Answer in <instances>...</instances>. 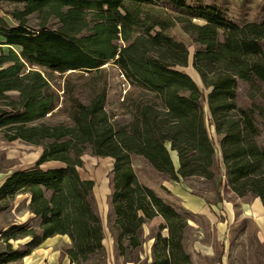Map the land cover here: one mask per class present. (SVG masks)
<instances>
[{
    "label": "trees",
    "instance_id": "16d2710c",
    "mask_svg": "<svg viewBox=\"0 0 264 264\" xmlns=\"http://www.w3.org/2000/svg\"><path fill=\"white\" fill-rule=\"evenodd\" d=\"M9 1L23 9L8 13L15 25L0 15V36L10 46L7 54L0 49V137L43 150L34 166L13 171L0 186V209L30 193L40 220L38 229L23 223L0 232V264L24 259L58 234L71 240L64 250L70 264H107L96 181L78 170L86 153L114 159L109 228L127 261L145 242L144 224L161 218L152 260L144 264H192L189 217L140 179L135 157L168 193L165 181L202 176L215 185L210 203L222 201L226 184L264 204V22L239 24L223 6L202 0ZM33 13L37 28L27 22ZM51 19L58 28L49 27ZM178 24L195 45L203 88L179 68L189 64L190 51L171 33ZM109 62L139 91L126 97L127 122L106 108ZM240 81L249 86L248 103L239 102ZM48 161L64 165L41 167ZM20 237H31L26 251L13 246Z\"/></svg>",
    "mask_w": 264,
    "mask_h": 264
},
{
    "label": "rangeland",
    "instance_id": "374dc122",
    "mask_svg": "<svg viewBox=\"0 0 264 264\" xmlns=\"http://www.w3.org/2000/svg\"><path fill=\"white\" fill-rule=\"evenodd\" d=\"M202 1L206 3H217L223 6L228 15L239 24L264 22V0ZM20 9H23L21 4L9 0H0V15L10 25H15L18 21L14 20L8 13ZM194 21L203 23L200 19ZM27 22L32 27L37 28L39 25V14L33 13L29 15ZM48 25L51 28H58L59 22L57 19H51ZM171 33L189 45V64L179 68L189 73L200 87L203 88L204 86L201 78L193 67L195 45H193L192 40L182 29L180 24L174 27ZM3 41H5V39L0 36V49L7 54L9 53L10 46L3 43ZM12 47L17 53H20V47L14 45ZM106 66L109 73V95L106 108L115 120L127 122L130 120L131 116L126 107V97L132 91L135 93L139 91L135 90V88L129 84L118 66L114 65L112 62H109ZM57 81L62 82L63 78L57 77ZM248 87L246 83L240 81L238 88L240 91V103H248L250 101ZM207 92L208 90L206 93ZM205 111H208L207 103L205 104ZM54 119L60 120L62 117L57 115ZM211 132L217 140L218 136L215 134L213 128ZM263 137L264 133L262 135V138ZM41 150L42 147L24 142L20 139L7 141L0 137V186L13 171L34 166ZM172 158L175 163L178 164L175 152H172ZM82 160L83 165L78 167L80 175L85 179H93L96 181L94 193L105 225L106 237L104 243L107 253V264H144L147 261L150 262L152 260V247L155 240L153 236L158 231L161 218L148 221L144 224L142 238L145 242L133 252L134 261H127L123 256L117 255L115 239L109 228V195L111 193L109 175L113 169L114 159L109 156L101 157L86 153L82 156ZM220 161L222 165V159ZM134 164L142 181L153 186L160 194H163L166 199L170 200L169 202L173 203L177 211L185 213L186 216L189 217L190 227L187 229V248L191 253L192 264H264V243L258 238L259 227L257 221L254 217L249 216L242 210V205L244 206V204H251L253 202V196L247 195L240 197L243 201H237L234 196L228 195L231 188L224 184L221 188L222 194L228 199L233 200L228 202L233 204L234 213L232 212L231 215H229L224 208H219L217 213L219 227H216V224L214 226L207 215L189 210L184 206L183 201L178 199L172 192L168 193L162 190L160 188L161 180L151 173V170L146 166L143 160L135 157ZM46 165L53 166L55 164L52 162ZM223 179L225 181L226 177L224 176ZM179 181H182L194 194L205 197L206 199H213L216 195L214 183L212 180L205 177H180ZM30 201V193H19L14 199L10 200L8 207L0 209V232H5L12 225H21L23 223H28L29 227L38 229L40 220L30 210ZM108 232L111 234L112 238H110ZM162 233L166 235L167 230H163ZM30 239L31 237H20L18 240H12V243L15 248L20 247L22 250L26 251L28 247L25 246V244ZM59 244L63 246L64 250L66 249V245H64L61 240H59ZM59 244L57 243L56 245ZM4 250H6V245L3 241V237L0 235V251ZM221 253L223 255L221 262H219L218 257ZM41 259H43V255L34 258L32 264H43L40 261ZM23 261V259H19L8 264H23Z\"/></svg>",
    "mask_w": 264,
    "mask_h": 264
},
{
    "label": "crops",
    "instance_id": "0c3cea01",
    "mask_svg": "<svg viewBox=\"0 0 264 264\" xmlns=\"http://www.w3.org/2000/svg\"><path fill=\"white\" fill-rule=\"evenodd\" d=\"M176 154V153H175ZM178 155V154H177ZM173 159V158H172ZM178 159V156H177ZM173 162L176 168H179V159L178 164L175 163L174 159ZM45 165V164H43ZM164 185L180 200L183 201L184 206L189 210L207 215L210 220L213 222L214 226H218L219 219L217 213L219 208L225 209L229 215L234 213L233 204L228 201H233L232 199H228L224 195L222 201L210 203L207 202L205 197L200 195L194 194L182 181H174L168 180L165 181ZM229 196H234L237 201H243L240 196H238L234 191L230 190L228 193ZM253 202L251 204H244L242 205V210L249 216H252L256 219L259 231H258V238L259 240L264 243V204L260 197H254ZM223 224V223H222ZM224 226V225H223ZM108 235L111 237V234L108 232ZM59 240L66 245L67 248L71 244V240L68 235H55L52 237L47 238L40 246L33 250L31 254L26 256L23 260V264H32L34 258L43 255V259L40 261L43 264H70L69 256L64 252V248L62 245L59 244ZM105 240V239H104ZM112 240V239H111ZM59 245H56V244ZM105 244V243H104ZM36 251V252H35ZM34 254V255H33ZM222 253L220 254L222 259ZM219 259V257H218ZM48 260V261H46ZM40 262V263H41ZM221 262V260H219ZM38 264V263H37Z\"/></svg>",
    "mask_w": 264,
    "mask_h": 264
},
{
    "label": "water",
    "instance_id": "95a60500",
    "mask_svg": "<svg viewBox=\"0 0 264 264\" xmlns=\"http://www.w3.org/2000/svg\"><path fill=\"white\" fill-rule=\"evenodd\" d=\"M43 150V149H42ZM42 150H41V153H42ZM41 153H40V155H41ZM40 155L38 156V158L40 157ZM54 163L55 165H51V166H48V165H46V164H49V163ZM45 165H42L41 167H43V168H57V167H60V166H63L64 164L62 163V162H60V161H48V162H46V163H44Z\"/></svg>",
    "mask_w": 264,
    "mask_h": 264
}]
</instances>
